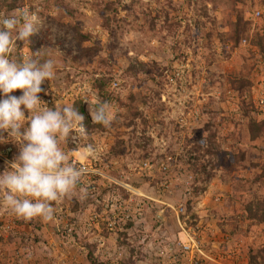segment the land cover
Wrapping results in <instances>:
<instances>
[{"label":"rangeland","instance_id":"1","mask_svg":"<svg viewBox=\"0 0 264 264\" xmlns=\"http://www.w3.org/2000/svg\"><path fill=\"white\" fill-rule=\"evenodd\" d=\"M21 7L42 25L11 58L57 59L37 95L83 115L61 147L87 171L50 221L0 199V264H264V0H0V16ZM20 147L0 129V172Z\"/></svg>","mask_w":264,"mask_h":264},{"label":"clouds","instance_id":"2","mask_svg":"<svg viewBox=\"0 0 264 264\" xmlns=\"http://www.w3.org/2000/svg\"><path fill=\"white\" fill-rule=\"evenodd\" d=\"M41 25L38 10L30 7L0 16V129L10 130V135L21 142L18 156L0 172V199L17 217L50 221L55 211L52 202L72 193L87 171L77 166L78 161L61 147V142L65 143L72 133L80 140L88 133L83 115L73 104L55 109L41 105L37 94L44 91L41 85L46 78H54L59 66L56 58H11L15 41H27ZM16 89L23 90L22 95H8ZM24 109L31 116L29 126L21 133ZM90 114L94 123L106 128L115 119L107 102L96 104ZM91 151L88 145L81 156Z\"/></svg>","mask_w":264,"mask_h":264},{"label":"trees","instance_id":"3","mask_svg":"<svg viewBox=\"0 0 264 264\" xmlns=\"http://www.w3.org/2000/svg\"><path fill=\"white\" fill-rule=\"evenodd\" d=\"M260 210H261V212H259V213H261L262 217L264 218V208H261Z\"/></svg>","mask_w":264,"mask_h":264}]
</instances>
